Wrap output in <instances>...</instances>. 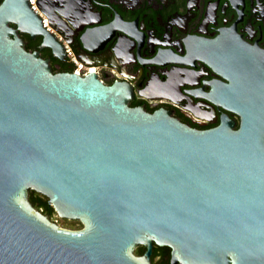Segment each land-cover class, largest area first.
I'll list each match as a JSON object with an SVG mask.
<instances>
[{"label": "water", "instance_id": "1", "mask_svg": "<svg viewBox=\"0 0 264 264\" xmlns=\"http://www.w3.org/2000/svg\"><path fill=\"white\" fill-rule=\"evenodd\" d=\"M29 5L0 1V264H152L153 244L170 264H264V108L197 130L129 107L125 85L26 50L19 32L62 50Z\"/></svg>", "mask_w": 264, "mask_h": 264}, {"label": "flooded vegetation", "instance_id": "2", "mask_svg": "<svg viewBox=\"0 0 264 264\" xmlns=\"http://www.w3.org/2000/svg\"><path fill=\"white\" fill-rule=\"evenodd\" d=\"M36 3L63 52L40 47V36H19L53 73L76 68L104 85L121 83L129 107L162 110L197 130L227 122L236 130L238 108H264V0Z\"/></svg>", "mask_w": 264, "mask_h": 264}, {"label": "trees", "instance_id": "3", "mask_svg": "<svg viewBox=\"0 0 264 264\" xmlns=\"http://www.w3.org/2000/svg\"><path fill=\"white\" fill-rule=\"evenodd\" d=\"M28 201L31 203V205L35 209L40 211L42 214L47 215L48 218H50V216L55 213L53 207L48 203V198L44 196L43 194H40L34 190H29ZM70 226L75 227V225H72V224H70ZM143 251H144V247L142 245H139L134 249V254L140 255L142 254ZM169 255H170L169 247L157 246L156 244H153L152 252L150 255V261L152 264L154 263L155 264H168Z\"/></svg>", "mask_w": 264, "mask_h": 264}, {"label": "built area", "instance_id": "4", "mask_svg": "<svg viewBox=\"0 0 264 264\" xmlns=\"http://www.w3.org/2000/svg\"><path fill=\"white\" fill-rule=\"evenodd\" d=\"M28 2L30 4L29 6L31 7V9L34 10L36 13H38L43 24L46 25V18L41 12L38 11L36 0H28ZM64 50H65L66 57H67L68 61L70 63L75 64L76 60H75L74 53L72 52L71 48L68 45L64 44ZM77 71L78 70L75 68L74 72H77Z\"/></svg>", "mask_w": 264, "mask_h": 264}, {"label": "rangeland", "instance_id": "5", "mask_svg": "<svg viewBox=\"0 0 264 264\" xmlns=\"http://www.w3.org/2000/svg\"><path fill=\"white\" fill-rule=\"evenodd\" d=\"M49 220L63 228L72 229L70 224L76 225L78 229L82 227V224L81 223L79 224V222H77L78 220L58 217L56 212L50 216Z\"/></svg>", "mask_w": 264, "mask_h": 264}]
</instances>
